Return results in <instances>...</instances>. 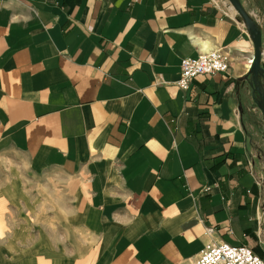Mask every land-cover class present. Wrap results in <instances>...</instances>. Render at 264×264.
<instances>
[{
  "label": "crops",
  "instance_id": "0c3cea01",
  "mask_svg": "<svg viewBox=\"0 0 264 264\" xmlns=\"http://www.w3.org/2000/svg\"><path fill=\"white\" fill-rule=\"evenodd\" d=\"M240 2L264 67V0ZM224 5L0 0V224L14 264H188L208 240L264 259L254 47ZM216 49L228 71L181 90V60Z\"/></svg>",
  "mask_w": 264,
  "mask_h": 264
},
{
  "label": "built area",
  "instance_id": "2783aa9c",
  "mask_svg": "<svg viewBox=\"0 0 264 264\" xmlns=\"http://www.w3.org/2000/svg\"><path fill=\"white\" fill-rule=\"evenodd\" d=\"M252 62L253 58L248 62L249 68ZM228 69V60L220 49L205 51L199 53L196 58L181 60L179 76L175 83L181 90H186L195 76L227 72ZM213 231V228L205 227L203 234L210 236ZM188 264H264V259L246 245L208 240Z\"/></svg>",
  "mask_w": 264,
  "mask_h": 264
},
{
  "label": "water",
  "instance_id": "95a60500",
  "mask_svg": "<svg viewBox=\"0 0 264 264\" xmlns=\"http://www.w3.org/2000/svg\"><path fill=\"white\" fill-rule=\"evenodd\" d=\"M230 5L236 10L237 14L242 19L245 24L249 36L252 39L254 54L253 62L250 66L249 72L251 74V81L255 88V92L259 95L258 106L260 108L263 126H264V67L261 65V56H262V38L261 31L257 24L253 21L250 15L245 11L240 0H228ZM263 83V86H262Z\"/></svg>",
  "mask_w": 264,
  "mask_h": 264
},
{
  "label": "rangeland",
  "instance_id": "374dc122",
  "mask_svg": "<svg viewBox=\"0 0 264 264\" xmlns=\"http://www.w3.org/2000/svg\"><path fill=\"white\" fill-rule=\"evenodd\" d=\"M221 3L224 2L228 5L230 3L228 0H219ZM238 20H240V16L237 14ZM242 20V19H241ZM258 106L254 107V111L252 112L250 118H249V124H248V135L250 139H252L254 142H256V145L260 148L262 151V154L264 156V126H263V118L262 114ZM3 223L0 224V264H14L11 258L7 257V253L5 251V236H6V228L5 225L3 227Z\"/></svg>",
  "mask_w": 264,
  "mask_h": 264
},
{
  "label": "bare ground",
  "instance_id": "6f19581e",
  "mask_svg": "<svg viewBox=\"0 0 264 264\" xmlns=\"http://www.w3.org/2000/svg\"><path fill=\"white\" fill-rule=\"evenodd\" d=\"M232 7V6H231ZM232 9H234L233 7H232ZM236 10L234 9V12H235Z\"/></svg>",
  "mask_w": 264,
  "mask_h": 264
}]
</instances>
